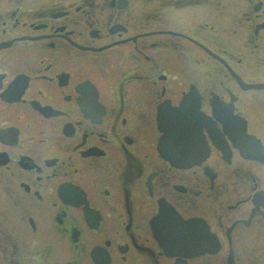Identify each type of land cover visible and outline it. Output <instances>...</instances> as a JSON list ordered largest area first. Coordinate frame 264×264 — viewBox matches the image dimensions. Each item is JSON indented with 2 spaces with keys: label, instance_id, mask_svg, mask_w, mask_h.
Masks as SVG:
<instances>
[{
  "label": "flooded vegetation",
  "instance_id": "af4514ba",
  "mask_svg": "<svg viewBox=\"0 0 264 264\" xmlns=\"http://www.w3.org/2000/svg\"><path fill=\"white\" fill-rule=\"evenodd\" d=\"M0 264H264V0H0Z\"/></svg>",
  "mask_w": 264,
  "mask_h": 264
},
{
  "label": "water",
  "instance_id": "95a60500",
  "mask_svg": "<svg viewBox=\"0 0 264 264\" xmlns=\"http://www.w3.org/2000/svg\"><path fill=\"white\" fill-rule=\"evenodd\" d=\"M186 134H187V136H185ZM186 134H185V135L181 134V135H183V136H182V138H179V139L181 140V146H182L183 149H185V148H188V149H189V147H188L189 142L187 141V139L190 140V133H187V132H186ZM181 135H177V136H181ZM175 143H176V142L173 141V142L170 143L169 146L171 147V146H173ZM201 155H202V149H201V147H200V148H199V153H198V156H197L198 158H197V159L191 160V159H192V156H189V158H186V157L184 156L183 162H184V164H187V165H190V164H192V163H194V162H199V161H200V158H199V157H201Z\"/></svg>",
  "mask_w": 264,
  "mask_h": 264
}]
</instances>
